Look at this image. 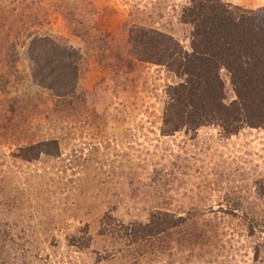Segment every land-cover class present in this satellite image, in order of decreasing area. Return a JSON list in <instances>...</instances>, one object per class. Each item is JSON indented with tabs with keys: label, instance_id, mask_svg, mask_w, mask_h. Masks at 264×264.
<instances>
[{
	"label": "rangeland",
	"instance_id": "rangeland-1",
	"mask_svg": "<svg viewBox=\"0 0 264 264\" xmlns=\"http://www.w3.org/2000/svg\"><path fill=\"white\" fill-rule=\"evenodd\" d=\"M226 1L238 12L264 9V0ZM185 3L0 0V244L14 264H264V129L163 134L167 89L181 79L140 59L145 49L131 41L154 30L189 52ZM35 34L80 52L75 97L31 80L25 42ZM220 76L232 99L228 72ZM46 139L57 141L56 156L16 159L17 147ZM153 209L186 221L171 236L132 243L134 259L101 257L111 245L98 235L105 213L146 221ZM83 229L94 244L68 246Z\"/></svg>",
	"mask_w": 264,
	"mask_h": 264
},
{
	"label": "trees",
	"instance_id": "trees-1",
	"mask_svg": "<svg viewBox=\"0 0 264 264\" xmlns=\"http://www.w3.org/2000/svg\"><path fill=\"white\" fill-rule=\"evenodd\" d=\"M181 19L191 26L189 52L183 51L171 36L154 30H137L131 35V41L141 43L146 50L142 57L138 55L140 59L165 65L181 79L167 89L161 132L213 126L227 137L245 127L264 129V9L257 13L238 12L226 0H186ZM25 44L31 80L59 99L75 97L80 52L50 35H30ZM4 53L10 69H14L16 57ZM221 69L228 72L232 99H227L224 92ZM4 86H0L1 90ZM16 150V159L34 162L42 155L56 156L59 147L55 139H46ZM147 217L146 221H125L105 213L98 235L111 239V245H101V257L119 254L134 259L132 243H139L140 248L145 241L171 236L170 231L186 221L160 209L151 210ZM174 233L183 243L184 235ZM67 244L84 251L94 242L83 229L79 236L69 235ZM3 247L0 244V264H14L13 255Z\"/></svg>",
	"mask_w": 264,
	"mask_h": 264
}]
</instances>
